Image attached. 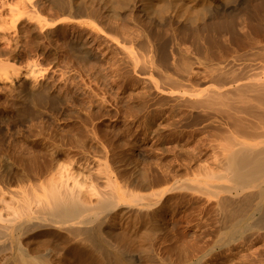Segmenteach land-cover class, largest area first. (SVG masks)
Segmentation results:
<instances>
[{
  "label": "bare ground",
  "instance_id": "6f19581e",
  "mask_svg": "<svg viewBox=\"0 0 264 264\" xmlns=\"http://www.w3.org/2000/svg\"><path fill=\"white\" fill-rule=\"evenodd\" d=\"M237 1L0 0V264H264V34L201 37ZM90 85H152L220 143L168 150L148 114L103 132Z\"/></svg>",
  "mask_w": 264,
  "mask_h": 264
},
{
  "label": "rangeland",
  "instance_id": "374dc122",
  "mask_svg": "<svg viewBox=\"0 0 264 264\" xmlns=\"http://www.w3.org/2000/svg\"><path fill=\"white\" fill-rule=\"evenodd\" d=\"M242 0H238L237 1V3L234 5V4H231L232 5V7H233V5H234V12L230 15V16H228L227 18H226V22L227 23H225L226 24V29L228 30H224V34H221V36H220V33H219V35H217V34H215V37H214V32H213V34H212V30H210V29H208V30H206V31H202V32H205V33H202V36H201V34H200V36L201 37H204L205 38V36H207L205 39V41L206 42H209L210 43V45L209 46H211V44L212 43H214V41L215 40H217L218 42H220V43H222L223 42V40L225 39V37L224 36H226V39L229 37V38H238V36H239V38L242 36L243 37V35L245 36L246 35V33L248 34V35H250V36H252L253 34H254V36L253 37H256V39L258 38V39H260V36H259V34L261 35V33L263 32V34H264V0H243L242 2H241ZM262 2V3H261ZM243 3V4H242ZM239 4V5H238ZM237 5V6H236ZM262 5V6H261ZM240 9V10H239ZM239 11V12H238ZM236 13V14H235ZM232 16V17H231ZM230 23V24H229ZM229 24V26H228V28H227V25ZM249 25H252V27L251 26H249ZM231 26V27H230ZM248 26V27H247ZM254 26H255V30L253 29L254 28ZM232 28V29H231ZM251 28V29H250ZM227 31V32H226ZM230 31H232V32H230ZM207 32H209L208 34H207ZM226 32V33H225ZM229 32V33H228ZM223 33V32H222ZM231 33V34H230ZM241 33V34H240ZM203 34H205V35H203ZM212 34V35H211ZM226 34V35H225ZM233 34H234V36H233ZM252 34V35H251ZM262 34V35H263ZM209 35H211V36H209ZM222 35H224V36H222ZM238 35V36H237ZM256 35H258V37L256 36ZM262 35H261V37H262ZM217 36H219V37H217ZM208 37H210V39L208 38ZM224 37V38H223ZM204 38H202V39H204ZM215 38V39H214ZM228 38V39H229ZM212 47V46H211ZM82 87H84L83 85H81ZM87 86V85H86ZM90 86H92L93 88H95V89H97V93H98V95H100L101 93V95H103V92L105 93L104 95H103V97H105V99L107 100L106 102H107V104H108V108L109 109H107L108 111H107V113L105 112L104 114H107V115H104L103 114V117H104V121L102 122L103 124H102V126H101V130H103V128H105L107 131H109V130H113V128L115 127V124H116V122L118 121L117 119H119L118 117H121L120 116V113H121V115H124V116H122V117H124L127 121H129V122H132L133 121V126H130V133L128 134V136H130L131 134H134V132H135V129H137L136 130V132H139V134L138 135H140V133H142L143 132V128H144V126H143V124H142V120L145 118V117H147L148 115V118L149 119H151V120H153V122L157 125L158 124V128H159V130L160 131H158V133H159V136H161V140H160V144L161 145H163V147L164 148H166L167 146H168V150H170L171 149V147H174L177 143H180L181 141V143H184L185 144V142H186V146H188L189 144V146L188 147H193V148H195L197 145H200L201 144V148H199V146H197L196 147V149H198V150H200L201 151V149L203 150V151H206V152H209L211 149H212V144L214 143L215 145H216V143L217 142H219V140H220V136H219V132L217 133V131H215L214 132V129H210V128H203V127H199V126H197V127H186L185 126V123L184 122H182L181 120H180V116L181 115H177V114H180V113H177V114H175V116H179L178 118L177 117H175V116H173V117H171L170 118V115H169V113L168 114H166L167 112H169L170 111V109H171V106H166L167 105V102H160V100L162 101H164V98H162V97H158V95H153V94H155L154 93V91H151V90H148V88L149 87H152V85H145V87H144V85H107L109 88L107 89V86L105 85V86H103V88H100L101 87V85H90ZM95 86V87H94ZM112 86V87H111ZM119 86H121V87H119ZM149 86V87H148ZM158 86H161V85H158ZM164 86H167V85H164ZM203 86H205V85H203ZM203 86H201V87H203ZM207 86V85H206ZM98 87V88H97ZM105 87H106V89H105ZM117 87L119 88V89H122V90H120L119 91V89L117 90ZM145 88L149 91L148 93H146V91H144V93H141V91L143 92V90H145ZM204 88V87H203ZM102 90V92L101 91H99V90ZM111 90V91H108V90ZM112 89L114 90V91H112ZM143 89V90H142ZM141 90V91H140ZM116 91H118V93L116 92ZM122 91V92H121ZM107 92V93H106ZM151 92V94H149ZM146 93V94H145ZM117 94H119V95H117ZM141 94H143V96L144 95H147V96H144L143 97V103H145V105H143V103H142V100L139 98V97H142L141 96ZM100 95V96H101ZM121 95V96H120ZM148 95H150V96H148ZM118 96V97H117ZM120 97V98H119ZM145 97H147V99H144ZM149 97L151 98V99H149ZM161 98V99H160ZM120 101L121 100V103L122 102H124V104L122 103H118V101ZM151 102L152 101V103L153 104H155L156 102L155 101H157V106H158V108L159 109H157V106L156 107H151V106H154L152 103H150L149 101ZM153 100H155V101H153ZM108 101H109V103H108ZM114 101H116L115 103H118V105L119 104H121L120 106H122L123 107V109H122V107H120L121 109H122V111L120 112L119 110L117 111V110H115V108L117 107V104H116V107H115V105H113V103H114ZM140 102V103H139ZM155 102V103H154ZM78 103H80L78 106H79V109H80V107L82 106L81 104V102H79L78 101ZM77 102H74L73 104H78ZM114 103V104H115ZM161 103H163L162 104V106L161 107H159V105ZM166 103V104H165ZM125 104H126V108H125ZM137 104H138V107L139 108H142V110H144L145 112L143 113L142 111H138V110H136V108H138L137 107ZM150 104V105H149ZM155 104V105H156ZM164 104H165V106H164ZM169 104V103H168ZM76 105H64L63 107L64 108H66V110H64V115L62 114V115H60V117H59V122L61 123V124H63V123H69V121L70 120H74V118L77 116V115H75V114H78V116H82L83 114V108H81L80 110H82L81 111V113H78L80 110L79 109H74V107L76 108L77 106ZM81 105V106H80ZM131 105V106H130ZM140 105H143L142 107L140 106ZM67 106V107H66ZM112 106H114L113 108H112ZM135 106V107H134ZM151 107V109H150V107ZM70 107V108H69ZM71 107H73V109H71ZM144 107V108H143ZM146 107H149V109L148 108H146ZM78 108V107H77ZM112 108V109H111ZM129 108H130V110H129ZM133 108V109H132ZM153 108V109H152ZM167 108V109H166ZM117 109V108H116ZM154 109H156L155 111H157V112H155L154 111ZM70 110V111H69ZM72 110H74V111H72ZM116 112H115V111ZM136 110V111H135ZM149 110V111H148ZM159 110V111H158ZM169 110V111H168ZM66 111V112H65ZM161 111V112H160ZM118 112V115L116 114ZM136 112V113H135ZM159 112H160V114H159ZM12 113V114H11ZM14 112H9L8 114L10 115H14L13 114ZM142 113V114H141ZM159 115H158V114ZM161 113H163V115L161 114ZM141 116H140V115ZM146 114V115H145ZM148 114V115H147ZM155 114L157 115L156 117H154L155 116ZM10 115V116H11ZM126 115H129V116H126ZM138 115V116H137ZM143 115H145L144 117H143ZM72 116H74V118L72 117ZM126 116V117H125ZM150 116H152V117H150ZM163 116V117H162ZM70 117H72V118H70ZM102 117V118H103ZM166 118V120H165V118ZM77 118V117H76ZM169 118V119H168ZM176 118V119H175ZM70 119V120H69ZM110 119V120H109ZM115 119H116V121H115ZM121 119V118H120ZM119 119V120H120ZM139 120V122L137 123V122H135V120ZM142 119V120H141ZM157 119V120H156ZM163 121H162V120ZM156 120V121H155ZM160 120V121H159ZM177 120V121H176ZM66 121V122H65ZM106 121V122H105ZM111 121V122H110ZM159 121V122H158ZM71 122V121H70ZM168 122H170L169 124H167ZM105 123H106V125H105ZM164 123H166L167 125H171V127H172V125H173V128H171V127H169V126H167L166 124V126L164 125ZM59 124V123H58ZM109 124V125H108ZM137 124V125H136ZM140 124V125H139ZM142 124V125H141ZM163 126V127H162ZM165 126V127H164ZM174 126H175V128H174ZM141 127H142V129H141ZM161 127V128H160ZM169 127V128H168ZM135 128V129H134ZM163 128V129H162ZM168 128V129H167ZM179 128V129H178ZM104 129V130H105ZM175 129V131H172V130H174ZM193 129H195V130H193ZM104 130H103V132H104ZM105 130V131H106ZM169 130V131H168ZM191 130H193L194 132H192ZM197 130L199 131H203V134H202V132H197ZM133 131V132H132ZM172 131V132H171ZM179 131V132H178ZM182 131V132H181ZM186 131V132H185ZM190 131V132H189ZM196 131V132H195ZM136 132H135V134H136ZM163 132V133H162ZM178 132V133H177ZM208 132V133H207ZM175 133V134H174ZM188 133H189V135H188ZM192 135H191V134ZM195 133V136L193 135ZM198 133H199V136H196V134L198 135ZM205 133H206V136H205ZM173 134H174V136H173ZM202 134V135H201ZM176 135H181V139L182 140H180V139H177V138H175V136ZM212 135V138H214V139H216L217 140V142H215V140L213 139V141H211V139L209 138L210 136ZM215 135V136H214ZM133 136V135H132ZM131 136V137H132ZM194 136V137H193ZM209 136V137H208ZM103 136H101L100 138H102ZM130 137V138H131ZM193 137V138H192ZM115 138V139H114ZM126 138V140H127V142L126 141H123V145H122V148H119V149H122V150H118L115 146H113V145H111L110 146V144H114L115 143V140H116V137H110V136H105V137H103V139L104 140H106L107 141V143L109 144L108 146H109V148H108V146H107V148H108V151H110V150H112V151H110V152H112L114 155H116V156H123V155H125V153L126 152H128L129 151V149L128 148H126L128 145L127 144H124V143H128L129 144V146H130V144H131V139H129L127 136L125 137ZM175 138V139H174ZM195 138L199 141H196L195 140ZM208 138V139H207ZM102 139V140H103ZM191 139H193V140H191ZM201 139V140H200ZM103 140V141H104ZM173 142H172V141ZM179 141V142H177V141ZM184 140V141H183ZM130 141V142H129ZM200 141H201V143H200ZM110 142H112V143H110ZM194 142H197V144L196 143H194ZM204 142V144H202ZM180 143V144H181ZM188 143V144H187ZM199 143V144H198ZM208 143V144H207ZM220 143V142H219ZM167 146H166V145ZM169 144V145H168ZM184 144H182V145H184ZM204 147H203V146ZM209 145V146H208ZM214 145V146H215ZM112 146H113V148H112ZM126 146V147H125ZM171 146V147H170ZM117 149V150H114L115 148ZM207 147H210V148H207ZM170 148V149H169ZM207 149V150H206ZM114 150V151H113ZM116 151H118V152H116ZM167 160H172L171 158L169 159H167ZM141 164V163H140ZM142 164H144V163H142ZM159 169V168H158ZM256 246H255V245ZM261 244H256V243H253L252 242V244L250 245V246H252L253 248H255L256 247V250L258 251V252H261V251H263L264 250V248H262L261 246H260ZM263 245H264V243H263ZM240 246V245H239ZM249 246V247H250ZM260 246V248H258L257 249V247H259ZM252 247H250L251 249L248 251V252H250L251 250H255V249H253ZM241 249V248H240ZM255 250V251H256Z\"/></svg>",
  "mask_w": 264,
  "mask_h": 264
}]
</instances>
